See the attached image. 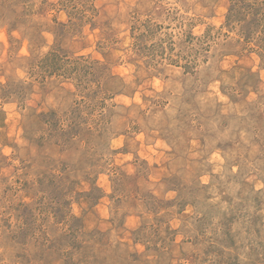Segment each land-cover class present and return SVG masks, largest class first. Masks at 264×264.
Instances as JSON below:
<instances>
[{
    "label": "rangeland",
    "instance_id": "rangeland-1",
    "mask_svg": "<svg viewBox=\"0 0 264 264\" xmlns=\"http://www.w3.org/2000/svg\"><path fill=\"white\" fill-rule=\"evenodd\" d=\"M0 264H264V0H0Z\"/></svg>",
    "mask_w": 264,
    "mask_h": 264
}]
</instances>
